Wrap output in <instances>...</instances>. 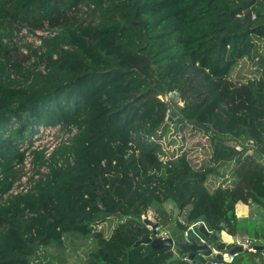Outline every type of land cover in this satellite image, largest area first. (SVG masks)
<instances>
[{
	"label": "trees",
	"instance_id": "obj_1",
	"mask_svg": "<svg viewBox=\"0 0 264 264\" xmlns=\"http://www.w3.org/2000/svg\"><path fill=\"white\" fill-rule=\"evenodd\" d=\"M23 27L48 34L25 58ZM49 127L73 136L8 196ZM238 204L264 219V0H0V264H168L135 247L151 214L238 238Z\"/></svg>",
	"mask_w": 264,
	"mask_h": 264
},
{
	"label": "water",
	"instance_id": "obj_2",
	"mask_svg": "<svg viewBox=\"0 0 264 264\" xmlns=\"http://www.w3.org/2000/svg\"><path fill=\"white\" fill-rule=\"evenodd\" d=\"M168 120L175 121V115L170 116ZM178 122L182 123L183 121L180 119ZM146 222L157 235L160 229L159 225H154L150 220H146ZM176 227L179 232L177 238H144L138 241L135 247L151 245L155 250L163 247L175 249L176 252L168 264L177 261L181 255H185L187 260L193 264H212L213 260L222 261L223 253L230 256H238L243 253L242 247L222 241L220 236L211 233L204 224L193 227L177 218Z\"/></svg>",
	"mask_w": 264,
	"mask_h": 264
},
{
	"label": "built area",
	"instance_id": "obj_3",
	"mask_svg": "<svg viewBox=\"0 0 264 264\" xmlns=\"http://www.w3.org/2000/svg\"><path fill=\"white\" fill-rule=\"evenodd\" d=\"M86 10V9H85ZM36 32H44L41 30H37L34 31V34H36ZM46 35H39L38 40H39V44H41V40L40 37H44L47 36L48 34L46 32H44ZM55 129L62 130L61 127H49V128H42L41 133H38L37 135H35L34 138V142H36L37 140H39L43 135H45L46 133L48 135L51 134V132H53ZM75 133V132H74ZM66 137L64 139H61L57 144H52V145H45L42 147H38L39 145H37L36 147H33V149L31 150H42L44 148H48V156L53 152V150L62 142L67 141L70 137L73 136V134H65ZM31 150L27 151L26 149H24V147L22 148V151H27L26 153V159L24 161L23 164H18L16 166V169L18 171H21L20 174V178L19 180L15 183L14 187L12 188V190L9 192L8 196H17L19 194H24L27 193L34 184H36V181L39 179V175L35 174L34 170H33V166L31 163L32 157L30 155ZM42 173H47L48 170L46 168H43L41 170ZM32 178H34V180H32ZM193 227L198 226V225H192ZM160 229L158 230V234L155 235V237H159L162 239H166L169 238L170 236L166 233V232H162L159 234ZM235 246H240L245 250H248L250 252H254L256 251L253 248V241H251L250 239H238L237 242L235 243ZM235 257L236 256H230L228 254H224L223 253V259L222 261H217V260H213L212 264H233L235 261ZM187 260V259H186Z\"/></svg>",
	"mask_w": 264,
	"mask_h": 264
},
{
	"label": "rangeland",
	"instance_id": "obj_4",
	"mask_svg": "<svg viewBox=\"0 0 264 264\" xmlns=\"http://www.w3.org/2000/svg\"><path fill=\"white\" fill-rule=\"evenodd\" d=\"M46 27H48V25H46ZM48 30V28H47ZM35 31V30H34ZM34 31L31 30L28 27H23L21 28L20 33H15V43H16V47L19 49V57H27L29 55V51L27 49L28 46H32V48H36L39 44V40L38 37L39 35L43 34L46 35L44 32H36V34H34ZM170 99V97L165 98V100ZM174 122V121H173ZM42 130V129H41ZM41 130L39 131V133H41ZM185 137H187V142L189 140H191V145H194L196 147V145H205L207 144V142L205 140H201L202 138L200 136H191L192 133L190 130H185ZM65 131L63 130H57L55 129L53 132H51L50 135H48L47 133L45 135H43L39 140H37L36 142H34V136L37 135L35 134L33 137H29L28 139L25 140L24 142V149H26L27 151L33 149V147H36L37 145H39L38 147H42L45 145H52V144H57L61 139H64L66 137L65 135ZM201 143V144H200ZM172 204L168 205V210H172ZM149 219L151 221H154V216L150 215ZM175 225H172L171 230L172 232H175ZM246 252L242 253L241 256L239 257L238 263H240L241 261L243 263H245L248 260V256L247 254H245ZM239 256V255H238Z\"/></svg>",
	"mask_w": 264,
	"mask_h": 264
},
{
	"label": "crops",
	"instance_id": "obj_5",
	"mask_svg": "<svg viewBox=\"0 0 264 264\" xmlns=\"http://www.w3.org/2000/svg\"><path fill=\"white\" fill-rule=\"evenodd\" d=\"M236 212H237V217H238L240 224L243 227H249L253 231V233L247 236H240L238 238H235V237L228 235L226 232H223L220 236L221 240L229 244L231 243L233 245H235L238 239H250L251 241H254L256 243L255 245H258V247L256 246L254 247V249L256 251L258 250V251H263V252L257 253L255 257H248V260L245 263L237 262L236 264H264V238L258 239L256 236L257 231H261L262 233H264L263 217H261V214H258L256 207L254 206L251 207V206H247L244 204H238ZM181 221L184 222L183 220ZM245 251H248V250L244 249L243 253ZM256 251L252 253H256ZM239 257L240 256H236L234 262H236L239 259Z\"/></svg>",
	"mask_w": 264,
	"mask_h": 264
}]
</instances>
